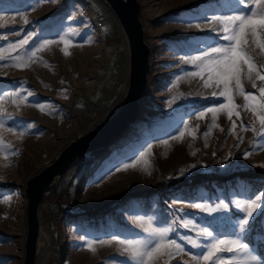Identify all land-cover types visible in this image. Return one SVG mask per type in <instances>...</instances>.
<instances>
[{
    "label": "rangeland",
    "instance_id": "1",
    "mask_svg": "<svg viewBox=\"0 0 264 264\" xmlns=\"http://www.w3.org/2000/svg\"><path fill=\"white\" fill-rule=\"evenodd\" d=\"M139 2L146 42L152 50L139 116L109 145L77 160L45 197L40 220L50 239L39 251V264H134L116 242L97 244L95 252L87 244L113 236L147 238L137 221L139 216L151 219L157 227H171L173 239L189 236L203 245L207 238L198 236L199 228L183 226L194 221L219 238L239 236L260 256L264 219L249 218L241 232L237 221L245 214L235 203L264 192V183L258 180L236 178L211 185L169 187L161 193L122 200L98 216L81 212L136 187L198 173L228 174L264 167V150L254 147L261 143L260 137L251 128L245 131L241 124L254 122L259 128L252 111L243 108L244 97L234 91V101L241 106L237 109L240 117H232L237 122L235 133L226 112L217 114L215 124L219 127L212 126L211 113L198 119L196 113L215 106L213 101L226 102L224 97L212 96L222 91L223 85L205 87L199 76L191 75L198 69L184 59L198 54L189 50L190 38L196 37L199 46H204L223 35L222 25L196 17L230 15L239 0ZM98 12L106 17L104 26L95 21ZM26 37L27 45L15 52L6 49L7 44ZM62 37L72 41L68 54ZM248 39L249 55L254 63L264 65V49L254 38ZM44 40L53 43L40 48ZM0 48L6 49L0 54L4 57L0 60V108L5 110L0 113L5 125L0 136L16 152L7 158L0 155V264H24L27 181L72 139L99 126L120 108L129 85V52L123 28L104 0H0ZM32 51L36 54L28 67H15L8 59ZM242 83L246 91L255 92L264 82L255 81L254 88L253 81L243 77ZM37 103L44 105L43 110ZM185 124L189 130L195 129L196 137L186 133L183 141L172 139ZM164 140L168 143H160ZM149 143L153 145L151 153H145L136 167L123 169V163L130 164ZM117 166L120 171H115ZM220 202L229 204L228 210L208 213L194 207L197 203L215 207ZM260 203L264 207V201ZM178 242L185 252L166 256L160 264H196L187 253L198 254L201 249L183 239Z\"/></svg>",
    "mask_w": 264,
    "mask_h": 264
},
{
    "label": "snow or ice",
    "instance_id": "2",
    "mask_svg": "<svg viewBox=\"0 0 264 264\" xmlns=\"http://www.w3.org/2000/svg\"><path fill=\"white\" fill-rule=\"evenodd\" d=\"M39 3V0H37ZM230 15H216L213 14L208 17L206 14L197 19L204 20L214 25H222L223 35L221 37L213 38V43L204 46H199L200 42L196 37L188 40L189 50L191 52L198 53L196 55H186L185 61L192 64L198 69V71L192 72V76H199L205 87L223 85V90L220 92H213L212 96H221L225 98L226 102L213 101L215 106L207 107L203 111L196 113L198 119L204 118L208 113L212 114V120L214 127H219L215 124L217 114L220 112H226L228 119L231 121V131L233 133L237 130V122L232 119L235 115L240 117L241 113L237 109L240 105H237L234 101V91H238L245 99L243 108L250 109L254 114L256 120H258L259 128L255 123H245L241 121L243 129L247 131L249 128L256 132L260 137L261 143L254 144V147L264 150V83H262L257 91H246L242 83V78L246 77L248 80L253 81V87L256 88L255 81L264 82V65H257L254 63L253 58L246 50V46L249 43V37L254 38V42L264 49V0H239V6L229 10ZM199 27V24L197 25ZM213 31H216L214 28ZM34 35L28 34V36ZM65 45L64 51L68 54V46L72 43L70 39L63 38ZM223 41V42H222ZM29 39L26 37L20 39L15 43H9L6 46L7 50L13 52L20 46L27 45ZM53 41L44 40L40 45V48H46L52 44ZM196 44L198 46L193 47ZM5 48H0V54L6 51ZM35 51L31 52V55H25L24 57L19 54L10 56L8 59L12 60L15 67L24 68L30 65L33 57H35ZM4 59L3 55H0V60ZM180 77H177L179 81ZM175 86V85H174ZM31 95V93H29ZM175 99V98H173ZM17 102V101H14ZM37 107L43 110L44 105L37 103ZM5 110L0 108V113ZM5 127L3 118L0 117V129ZM9 132H15V129L8 128ZM211 130V129H209ZM223 130V129H221ZM188 133L192 138L196 137L195 129L189 130L188 125L185 124L182 130L178 131V135L171 137L172 139H178L183 141L185 134ZM207 137L208 132H205ZM240 139L239 136H237ZM160 143L167 144L168 141H160ZM153 145L149 143L146 149L139 153L137 158H133L131 163H123V169L129 167H136L141 159L144 158L145 153H151ZM9 154L15 155L16 152L10 144H7L3 137L0 136V155L5 158ZM245 155H251L250 152H246ZM146 165H149L148 161H145ZM150 166V165H149ZM121 168L117 166L115 171H120ZM107 175V173L105 174ZM2 179V177H0ZM103 179V177H101ZM261 201H264V192L255 193L252 197L244 201H235L237 208H239L244 214V218L237 221V224L241 232L245 231V226L249 225V218L253 220L264 219V207H261ZM194 207L201 209L208 213H218L228 210L229 204L220 202L215 207L210 204H195ZM260 211L253 216L256 209ZM140 227L145 233L148 234L147 238H126L119 239L117 236H113L111 240H93L88 242L87 247L95 252L97 244H111L113 242L118 243L123 251L127 253L134 264H160V261L164 257L172 258L176 255L185 252V248L182 243L178 242V239L186 240L194 248H200L198 254L188 252L187 254L192 257V260L196 264H264V254L260 256L256 255L253 249L248 244H245L239 236L219 238L209 228L200 227L196 225L194 221H188L184 223V227L199 228L198 236L206 237L207 242L203 245L200 244L198 239H194L189 236L178 237L176 239L171 238L170 234L175 235L171 227H157L151 219H146L144 216L137 217Z\"/></svg>",
    "mask_w": 264,
    "mask_h": 264
},
{
    "label": "water",
    "instance_id": "3",
    "mask_svg": "<svg viewBox=\"0 0 264 264\" xmlns=\"http://www.w3.org/2000/svg\"><path fill=\"white\" fill-rule=\"evenodd\" d=\"M123 28L128 43L129 85L120 108L102 124L78 135L64 146L55 158L26 184L27 235L24 264H39L38 243L42 230L40 207L45 197L81 157L102 149L134 123L141 110V100L148 88L151 70V47L146 42L139 0H104Z\"/></svg>",
    "mask_w": 264,
    "mask_h": 264
},
{
    "label": "trees",
    "instance_id": "4",
    "mask_svg": "<svg viewBox=\"0 0 264 264\" xmlns=\"http://www.w3.org/2000/svg\"><path fill=\"white\" fill-rule=\"evenodd\" d=\"M243 178V179H252L258 180L264 183V167L262 166H252L248 167L245 170L240 172L220 174L217 172L212 173H198L192 176H182L178 178H173L167 182H158L155 185L149 187H136L127 191L122 192L121 194L113 197L110 201L97 205L95 207H86L81 210L82 213L89 214L91 216H98L104 214L110 210V208L115 203H119L122 200H126L132 197L138 196H148L151 194H157L164 192L165 189L169 187H184V186H199L201 184L211 185L214 181L226 182L228 180ZM58 200V196L55 198ZM252 241H255L254 239ZM260 247V245H259ZM260 254H264V249L259 250Z\"/></svg>",
    "mask_w": 264,
    "mask_h": 264
},
{
    "label": "bare ground",
    "instance_id": "5",
    "mask_svg": "<svg viewBox=\"0 0 264 264\" xmlns=\"http://www.w3.org/2000/svg\"><path fill=\"white\" fill-rule=\"evenodd\" d=\"M49 234L45 230V228L42 227L39 243H38V249L41 251L42 248L47 247V242L49 241Z\"/></svg>",
    "mask_w": 264,
    "mask_h": 264
},
{
    "label": "built area",
    "instance_id": "6",
    "mask_svg": "<svg viewBox=\"0 0 264 264\" xmlns=\"http://www.w3.org/2000/svg\"><path fill=\"white\" fill-rule=\"evenodd\" d=\"M95 21L98 26H104V23L106 21V17L103 13H96Z\"/></svg>",
    "mask_w": 264,
    "mask_h": 264
}]
</instances>
